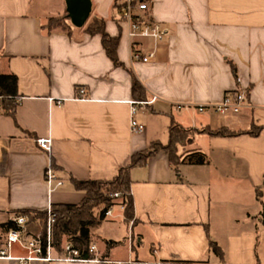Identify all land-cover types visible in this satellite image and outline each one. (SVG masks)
<instances>
[{
  "label": "crops",
  "instance_id": "1",
  "mask_svg": "<svg viewBox=\"0 0 264 264\" xmlns=\"http://www.w3.org/2000/svg\"><path fill=\"white\" fill-rule=\"evenodd\" d=\"M89 17L102 18L117 36L113 66L99 35L80 28L44 32L48 17L65 9L50 0H0V73L16 76L15 119L0 110V223L21 210H46L51 203H78L74 180L112 178L133 153L151 142L165 144L171 119L179 126L225 127L257 134H193L179 154L199 151L207 163L172 165L160 150L144 166L130 169L133 222L118 246H146L149 263L264 264V0H146L144 15L158 22L160 41L141 39L147 62L133 60L125 25L118 22L122 0H90ZM56 7V8H54ZM151 100L133 115L144 125L129 131L131 78ZM246 90L247 106L219 115L196 106ZM78 89L84 98L75 99ZM60 100V102H58ZM142 100V101H145ZM49 136V151L34 138ZM53 163L61 185L53 189L45 170ZM52 187V186H51ZM37 222L26 234L38 235ZM5 233H0V247ZM215 242L222 255L214 254ZM97 246L110 259L112 249ZM12 252L22 253L18 246ZM0 264H15L0 260ZM31 264H89L34 261Z\"/></svg>",
  "mask_w": 264,
  "mask_h": 264
},
{
  "label": "trees",
  "instance_id": "2",
  "mask_svg": "<svg viewBox=\"0 0 264 264\" xmlns=\"http://www.w3.org/2000/svg\"><path fill=\"white\" fill-rule=\"evenodd\" d=\"M50 16L41 25L46 33L61 31L70 33L75 28L69 23V19L64 9V14ZM68 21V22H67ZM82 30L89 35H99L104 52L113 66H122L118 61L116 47L118 43L117 36H110L105 30L104 19L88 18L82 26ZM131 92L138 101L146 99L144 91L135 77L131 78ZM19 96L16 91V76L12 73H0V110L3 115L15 119V110L18 105ZM168 127V140L165 144L158 141L151 142L149 146L141 152L131 154L129 162L118 167L115 175L106 180L88 179L74 180V187L83 192V197L78 203H51L50 210L54 214L55 220L52 225V243L55 249L60 253L61 245L64 241L71 243L72 247L79 251L82 257H89L91 254L88 249L94 243L96 237L93 236V230L97 228L106 217V211L115 204L122 206V217L126 224L133 222L132 196L130 194V169L132 167L144 166L147 159L157 151H164L170 164L179 163L201 165L207 163V157L199 151H192L186 154H179L178 147L185 145L187 140L195 133H208L220 136H232L240 133H249L255 135L261 127L254 126L247 131H233L225 127H219L211 130L208 128L190 129L179 126L173 119ZM50 166L54 169L53 163ZM118 193L113 197V193ZM13 216H24L27 224L37 222L40 227L39 237L44 241L46 235V210H21L14 213ZM16 228L13 219L0 223V233H6L7 230ZM24 238L30 237L25 234ZM123 241L106 240V251L121 245ZM210 250L221 256V248L213 241L209 242ZM103 259H110L104 254H100ZM136 259V258H135ZM138 260V259H137Z\"/></svg>",
  "mask_w": 264,
  "mask_h": 264
},
{
  "label": "built area",
  "instance_id": "3",
  "mask_svg": "<svg viewBox=\"0 0 264 264\" xmlns=\"http://www.w3.org/2000/svg\"><path fill=\"white\" fill-rule=\"evenodd\" d=\"M146 0H122L118 4V22L125 25V33L129 41V48L131 58L133 60L139 59L142 62H147L153 56L150 52L146 55H142L138 49L139 41L141 39L151 38L156 41H160L164 35L163 29L158 22L150 21L145 15L144 11L147 9ZM83 89H78L75 99L84 98ZM220 101L215 103H209L205 105L196 106L198 112L211 109L214 113L224 115L227 112L237 113L242 108L247 106L246 103V90L240 87L235 88L233 91L224 93ZM154 98V97H153ZM153 98L151 100H153ZM151 100L145 101H133L129 100L130 105V119H129V131L132 133L141 132L144 129V125L133 117L136 112L137 105H144ZM60 102V100H58ZM34 142L37 147L43 151H49L51 146V138L49 136L36 137ZM45 180L50 188L60 186L61 180H59L53 168L49 165L44 173ZM52 186V187H51ZM113 197H117L119 194L113 193ZM109 208L106 211V216L111 213ZM46 235L44 241L40 240L38 235H32L28 238L23 236L26 234L27 221L24 216H14L12 219L16 228H12L6 231L0 247V260L13 261L15 264H31L34 261L45 262H80L89 264H152L137 259H103L98 253V249L95 243L89 246V253L91 256L82 257L79 255V251L72 247L71 243L64 241L61 245V252L59 253L52 243V225L55 220L54 214L50 210V206L46 209ZM18 246L22 253L16 255L12 252L14 246ZM153 264H175L174 262H156ZM187 264H203L202 262H192Z\"/></svg>",
  "mask_w": 264,
  "mask_h": 264
},
{
  "label": "rangeland",
  "instance_id": "4",
  "mask_svg": "<svg viewBox=\"0 0 264 264\" xmlns=\"http://www.w3.org/2000/svg\"><path fill=\"white\" fill-rule=\"evenodd\" d=\"M47 1V0H44ZM53 6L62 5L63 0H50ZM56 8V7H54ZM64 14L63 11L59 12L58 16ZM54 14L53 16H55ZM68 22V21H67ZM120 209L115 208L113 210V216H106L102 223L93 230V236L96 237L94 242H96L99 247L105 245L106 240H119L122 239L124 235L129 233L127 225L123 222V220L119 217ZM112 257L114 258H126L130 257L135 259L137 257L140 260H150L149 253L146 246H137L136 242L133 243V247L126 246H117L112 249Z\"/></svg>",
  "mask_w": 264,
  "mask_h": 264
},
{
  "label": "water",
  "instance_id": "5",
  "mask_svg": "<svg viewBox=\"0 0 264 264\" xmlns=\"http://www.w3.org/2000/svg\"><path fill=\"white\" fill-rule=\"evenodd\" d=\"M66 15L69 23L75 27H82L87 21L91 11L90 0H64Z\"/></svg>",
  "mask_w": 264,
  "mask_h": 264
}]
</instances>
